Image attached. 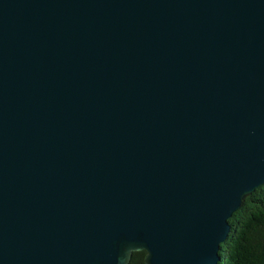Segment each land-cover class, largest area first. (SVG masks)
<instances>
[{"label": "water", "instance_id": "95a60500", "mask_svg": "<svg viewBox=\"0 0 264 264\" xmlns=\"http://www.w3.org/2000/svg\"><path fill=\"white\" fill-rule=\"evenodd\" d=\"M264 184V0H0V264H219Z\"/></svg>", "mask_w": 264, "mask_h": 264}, {"label": "trees", "instance_id": "16d2710c", "mask_svg": "<svg viewBox=\"0 0 264 264\" xmlns=\"http://www.w3.org/2000/svg\"><path fill=\"white\" fill-rule=\"evenodd\" d=\"M230 229L220 243L219 264H264V184L246 197L228 219ZM145 251H134L128 264H145Z\"/></svg>", "mask_w": 264, "mask_h": 264}]
</instances>
